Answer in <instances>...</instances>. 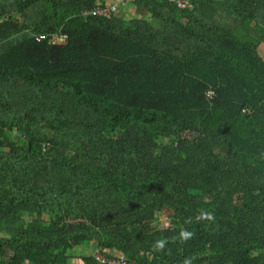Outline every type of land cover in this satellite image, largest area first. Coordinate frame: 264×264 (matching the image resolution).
I'll return each mask as SVG.
<instances>
[{
  "label": "trees",
  "instance_id": "obj_1",
  "mask_svg": "<svg viewBox=\"0 0 264 264\" xmlns=\"http://www.w3.org/2000/svg\"><path fill=\"white\" fill-rule=\"evenodd\" d=\"M97 1L0 0V264H264V0Z\"/></svg>",
  "mask_w": 264,
  "mask_h": 264
},
{
  "label": "built area",
  "instance_id": "obj_2",
  "mask_svg": "<svg viewBox=\"0 0 264 264\" xmlns=\"http://www.w3.org/2000/svg\"><path fill=\"white\" fill-rule=\"evenodd\" d=\"M175 6L179 9H191V4L189 0H170ZM117 12L116 5H104V4H96L92 9L86 11L84 13L85 16L90 17H99V18H106L110 19L115 16ZM36 42L40 43L42 41H47L53 45L57 46H64L68 44L69 37L66 33L60 31L58 33H39L32 35ZM215 95V91L213 89H209L207 92V96L212 99ZM194 134L185 132L181 135V138L190 139L193 138ZM83 221L82 219H69L67 220V224H76ZM97 247V246H96ZM98 250L93 253V258L98 262V264H135L134 262H128L122 255H117L113 258H107L104 256L99 248Z\"/></svg>",
  "mask_w": 264,
  "mask_h": 264
},
{
  "label": "crops",
  "instance_id": "obj_3",
  "mask_svg": "<svg viewBox=\"0 0 264 264\" xmlns=\"http://www.w3.org/2000/svg\"><path fill=\"white\" fill-rule=\"evenodd\" d=\"M96 4L104 5H116L117 12L115 16L121 18L124 21H130L135 19H148L150 14L143 7H139L133 3V0H98ZM90 245H84L78 247L73 252H70L72 255L71 264H84L81 260L82 257H91L89 256L91 251H88ZM92 248H94L92 246Z\"/></svg>",
  "mask_w": 264,
  "mask_h": 264
},
{
  "label": "rangeland",
  "instance_id": "obj_4",
  "mask_svg": "<svg viewBox=\"0 0 264 264\" xmlns=\"http://www.w3.org/2000/svg\"><path fill=\"white\" fill-rule=\"evenodd\" d=\"M2 1H4V0H2ZM7 10H12V7L11 6H8L7 7ZM20 18V16H17V19H19ZM25 216H27V215H25ZM170 216H171V211H165V212H163V213H161L159 216H158V219H157V221H156V225H157V227H161V228H164V227H168V226H170ZM69 221V220H68ZM92 246L94 247V248H92ZM89 250L88 251H91L90 252V254H89V256H92L93 255V253L95 252V251H97L98 249H97V247L94 245V244H92V245H90V247L88 248ZM74 251V250H73ZM73 251H70V252H73ZM74 253V252H73ZM5 254H6V257H10V255H11V252H10V250H8V249H6L5 250ZM71 254V253H70ZM93 257V256H92Z\"/></svg>",
  "mask_w": 264,
  "mask_h": 264
}]
</instances>
